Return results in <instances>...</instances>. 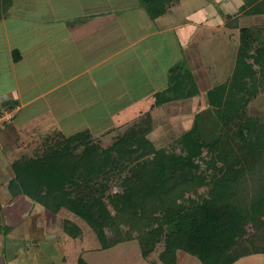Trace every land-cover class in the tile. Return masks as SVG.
I'll use <instances>...</instances> for the list:
<instances>
[{"label":"crops","instance_id":"crops-1","mask_svg":"<svg viewBox=\"0 0 264 264\" xmlns=\"http://www.w3.org/2000/svg\"><path fill=\"white\" fill-rule=\"evenodd\" d=\"M186 1L178 0L165 14L151 18L145 12L142 16L138 0H11L0 17V51H4L0 58L12 75L8 89L0 88V107L7 103L4 109L13 113L9 126L15 133L8 145L7 132L0 129V264H78L81 253L73 252L77 256L73 262L70 242L78 251L87 236H69L59 212L54 215L61 222L51 223L45 213H53L40 204L24 195L11 199L10 163L26 147L16 141L26 126L39 118L56 122L59 130L78 124L91 129L108 125L90 121L91 117L105 113L114 122L117 112L109 105L118 98H128L123 108L128 115L151 111L158 92L167 89L175 64L182 75H190L187 87L196 86L194 93L177 101L199 97L202 87L211 89L231 77L239 29L252 26L235 21L250 16L244 13V2L217 0L220 13L206 3L207 17L194 13L173 24L171 14ZM214 37H224L223 44L212 43ZM14 49L19 51L18 60L13 59ZM20 66L21 78L16 74ZM20 82L26 86L20 88ZM143 102L147 105L139 107ZM71 112L74 116L65 120ZM32 127L29 132L35 134ZM232 264H257L256 253Z\"/></svg>","mask_w":264,"mask_h":264},{"label":"trees","instance_id":"trees-1","mask_svg":"<svg viewBox=\"0 0 264 264\" xmlns=\"http://www.w3.org/2000/svg\"><path fill=\"white\" fill-rule=\"evenodd\" d=\"M138 1L151 18H156L178 0ZM10 2L0 0V11ZM243 7L246 15L264 13V0H251ZM12 53L13 59L18 60L19 51L14 49ZM179 68L180 65L175 64L170 69L168 87L158 92L153 108L196 91L194 84L187 87L191 77L188 73L182 75ZM263 84L264 26L241 27L231 77L207 91L208 104L213 108L212 120L218 124L217 131L207 134L204 127L209 122L205 115L196 114L191 126L180 133L181 151L171 160L173 169L169 173L180 176L178 180L184 186L177 191L173 187L161 196L154 193L158 200L152 196L153 202L144 204V215L150 221L145 223L147 229L140 236L143 257L159 243L164 245L160 253L161 264H174L176 251L195 256L201 264H232L244 255L264 254L263 244L246 252L236 250L244 240L247 227L252 224L256 227L254 235L264 242V118L246 115L249 99ZM146 114L140 118L138 126L123 132L107 147L95 144L89 129L70 134L57 131L55 135L47 136L36 153L21 154L12 161L13 176L7 183L11 199L24 195L53 214L65 210L69 216L63 221L64 231L73 238L85 233L80 221L93 231L102 249L117 242L109 239L105 229L109 225L107 220L112 221L103 203L104 193L111 184L109 176L131 167L135 161L145 167L141 161L144 159L145 163L147 156L153 153L156 160L160 158L164 164L169 161L165 152L156 148L146 135L152 120L149 111ZM231 122L245 129L248 136L256 135L257 140L250 139L249 144L256 150L254 154L259 153L258 162L250 166L226 160L219 163L214 155V159L206 164L212 166L211 172L197 175L199 160L204 161L205 154H216L218 147L227 142L222 125ZM119 146L123 151L118 149ZM88 155L93 158L97 155V165H93L97 159L83 165L81 159ZM166 174L163 170L160 176ZM117 184L128 193L130 182L127 179L118 178ZM189 190H198L196 197L185 198V192ZM160 205L162 207L157 210ZM154 206H157L156 210L151 214L150 208ZM247 241L252 242L253 237ZM78 264L86 263L79 257Z\"/></svg>","mask_w":264,"mask_h":264},{"label":"rangeland","instance_id":"rangeland-1","mask_svg":"<svg viewBox=\"0 0 264 264\" xmlns=\"http://www.w3.org/2000/svg\"><path fill=\"white\" fill-rule=\"evenodd\" d=\"M76 1H82V3H85V1L87 2V0ZM241 1L247 4L251 0ZM223 2L224 1H222V3ZM182 3L175 7L176 13L171 14L173 24L179 23L180 21L190 17V15L194 13L201 14L204 15V17H207V14H210L208 12L209 10H207L206 3L213 6L210 7L211 11L213 9V11L220 13V4H218L217 0H189V3L188 1H186L184 4ZM110 5H112L111 1ZM140 8L142 10V16L145 15L146 11L144 6L140 5ZM197 9L200 10L197 11ZM7 11L8 7H4L2 12L0 11V17L3 15L4 12ZM235 21L239 25L250 24L252 26H264V14L250 15L247 17L236 19ZM234 33L235 31H233V34ZM223 38L224 37H221L222 40ZM221 39L219 38L217 40V38L214 37L212 43L222 45L223 41ZM143 45L144 44H141L140 46ZM216 50L218 49H215V51ZM1 53L3 56L4 51L2 49L0 51V56ZM211 57V54L209 55V57L205 56V62H207L208 59H211ZM18 68L19 70L16 69V74L19 78H21L23 70L21 66ZM233 71L231 72V75ZM0 77H3L2 81L0 82V88L8 89V86L12 84V75L8 67L4 63L3 58H0ZM32 84L33 81H29L28 86H31ZM23 86H26V84L24 83L22 85L20 82L19 87L22 88ZM209 88L210 87L206 86L202 87V91L204 92L201 93L199 97L197 96L196 98H186L178 101L173 100L172 103L161 106L158 105L157 107H154L151 111H149L152 120L150 122V130L146 135L153 142L156 148H159L165 152V155L168 157L169 161L164 164V162L160 158L156 160V155L155 153H153L147 156L145 163H143L144 159L142 161L140 159V161L142 162V164H144L145 167H140L138 165L139 161H135L131 165V167L123 168L120 171H115L114 173H111V175L109 176L110 179L108 181L111 182V184L104 193L103 203L105 204L108 215H110L112 221L108 222L107 220V223L109 225L105 229L107 231V236L110 237L109 239L118 241L113 243L109 247L102 249L100 247L98 239L96 238L93 231L89 229L88 225L84 222L78 221L87 236L83 238L84 240L81 244H78V251L73 250L74 244L73 242H70L71 247L69 249V253L70 251H72V256L70 255V257H72L71 260L73 262L76 261L77 257L76 255H73V252H77L78 255L79 253H81V259L86 264H161L160 253L164 247L163 243L157 244L155 249L150 252L147 257H143L141 254L140 236H142V234L147 229L145 223L150 221V218H147L144 215V212H146L144 204L146 202H153V200H150L152 196L154 197V200L157 201L158 195L161 196L162 194H165L169 189L173 187H175V191H177L180 187L184 186V184L178 180L180 176L177 177L176 174L174 176H171L169 172H171V170L173 169V164L171 160L181 151L180 133H182L191 126L194 116H196V114L205 115L207 122H209L206 127H204L207 134H210L212 131H217L218 124L216 125L215 122L213 123V121L215 120H212L211 115L213 108H210L207 100V91L209 90ZM1 99L2 98H0V100ZM127 99L128 98H118V102H114L109 105V107L113 111H115V113L117 112V116L115 117L114 122L111 121V117L105 116V113L99 114L97 118L94 116L91 117L94 120L90 121L103 124L109 123L108 125L104 124L99 127H92V129L86 127L85 124L77 123L78 125L75 126V128H61V130H59V128H55L56 122L53 125V121L51 122V120H45L43 118L36 119L35 122L31 123L29 126H26V129H24L25 131L23 132L24 135L16 140H20L17 143L26 146L23 147V149H20L18 154L20 153V155H32L36 153L47 136H53L57 131L63 132L64 130V133L70 134L73 132L89 129L92 136V140L95 144H98L102 147L112 145L113 142L120 135H122L123 132H126L129 128H132L136 125L138 126L140 118L145 117L147 115V111H143L140 114H136L135 112H133L130 115L127 114L128 111H126V113L123 112L124 105L128 103L126 102ZM6 104L7 103L3 104L0 108L3 109ZM143 105H147V103H140L139 107H142ZM9 113L11 114L10 120L2 123L0 125V129L5 128V131L7 132L6 143L8 145H12V139L13 137L15 138V133L12 135V127L10 128L9 125L12 122L14 115H12L13 113L10 110ZM74 114V112H71L70 114H67L64 119L67 120L68 118L74 116ZM170 114H173V117L171 119L169 118ZM246 115L256 118L258 117L261 119L264 118V84L259 86L258 92L249 99L248 105L246 107ZM21 122V119L17 121V123L19 124ZM32 126L37 129L35 130V134L29 132L31 129H34ZM222 126L225 130V133H227V142L222 143L223 145L218 147L219 150L217 149L216 154L214 152H211L210 156H208V154H205L203 157L204 161L199 160V171L197 172V175H204L205 172L206 174L211 172L212 166L209 165L208 168L206 164L210 163V161L214 159V155L216 156V159L219 163H223L226 160L229 163H241L245 164L246 166H250L255 162H258L259 153L254 154L256 150H253L252 146H250L249 144L250 139H254L255 141L257 140L255 138L256 135L248 136L245 129L241 128V126L238 127V124L233 122ZM13 131L16 132V130ZM118 149L120 151H123L121 146H119ZM18 154L15 156V158L18 157ZM96 159L97 155H95L94 158L88 155L86 157H83L81 159V162L83 163V165H87L92 160ZM97 162L98 159L94 161L93 165H97ZM9 170L11 172L10 176L12 177L13 172L11 168V163ZM135 170H137V172H135ZM163 170H165L167 174L164 176H160V173ZM118 178H124L125 180L127 179V182H130L128 193L126 188H121L118 186ZM153 183L154 185L151 186V184ZM196 192L190 190L188 192L186 191L185 198L196 197V195L198 194V190ZM154 193H158V195ZM153 194L156 196H154ZM40 206L44 208L42 205ZM156 207L157 206L152 207L153 209L150 208L152 210L151 214H154V211L156 209L160 210L162 206L160 205L158 208ZM45 214H47L49 218H52L50 220L51 223L61 222H58V219H56L58 217H56L54 214ZM59 214L62 218L69 216L65 210L59 212ZM149 215L150 214H148V216ZM254 230H256V227L253 224L252 227H247L246 234L243 237L244 240L239 246H237V252L250 251L253 249V247H256L261 244L264 245V242H262L257 237V235H254ZM250 236L253 237L252 242L247 241ZM256 260L257 264H264V255L261 253H256ZM68 261L71 262L70 260ZM174 264L201 263L193 255H190L185 252L176 251V259Z\"/></svg>","mask_w":264,"mask_h":264},{"label":"built area","instance_id":"built-area-1","mask_svg":"<svg viewBox=\"0 0 264 264\" xmlns=\"http://www.w3.org/2000/svg\"><path fill=\"white\" fill-rule=\"evenodd\" d=\"M11 118V114L8 109H0V125L6 121H9Z\"/></svg>","mask_w":264,"mask_h":264}]
</instances>
